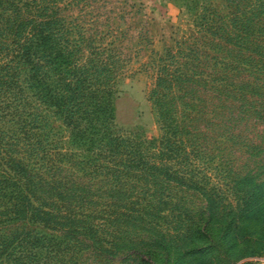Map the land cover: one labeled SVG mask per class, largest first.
Instances as JSON below:
<instances>
[{
  "label": "trees",
  "instance_id": "obj_1",
  "mask_svg": "<svg viewBox=\"0 0 264 264\" xmlns=\"http://www.w3.org/2000/svg\"><path fill=\"white\" fill-rule=\"evenodd\" d=\"M222 1L224 12L187 0L194 32L140 65L158 125L147 136L115 122L133 70L124 31L97 12L110 0H0V264L86 250L132 264H219L257 243L241 226L264 196L225 204L208 169L210 150L239 137L242 121L264 119V0Z\"/></svg>",
  "mask_w": 264,
  "mask_h": 264
},
{
  "label": "rangeland",
  "instance_id": "obj_2",
  "mask_svg": "<svg viewBox=\"0 0 264 264\" xmlns=\"http://www.w3.org/2000/svg\"><path fill=\"white\" fill-rule=\"evenodd\" d=\"M108 3L106 8H97V12L104 14L101 15L102 21L107 15L113 16L109 22L124 31L121 37L123 51L130 56L129 67L133 70L119 86L115 122L121 129L140 127L147 136H156L158 125L147 98L153 78L139 68L148 61L149 55L175 48L178 42L194 32L195 11L188 9L187 0H110ZM214 3L223 10L222 0H214ZM110 9L113 13L107 14ZM243 142H252L256 147H245ZM209 153L212 159L208 169V187L219 192L225 204H234L239 200L238 196L254 190H259L264 196V119L247 117L242 121L239 137L233 134L231 138L220 141ZM180 195L188 204L202 202L197 193ZM256 204L254 218L247 220L241 230L249 231L257 238V243L250 246L246 242L239 243L232 251L222 254L219 264H256L264 258L263 199ZM252 249H257L258 254L247 256ZM61 261L56 264H132L90 250L81 252L79 257L68 262Z\"/></svg>",
  "mask_w": 264,
  "mask_h": 264
},
{
  "label": "crops",
  "instance_id": "obj_3",
  "mask_svg": "<svg viewBox=\"0 0 264 264\" xmlns=\"http://www.w3.org/2000/svg\"><path fill=\"white\" fill-rule=\"evenodd\" d=\"M256 264H264V258L261 259L259 262H257Z\"/></svg>",
  "mask_w": 264,
  "mask_h": 264
}]
</instances>
